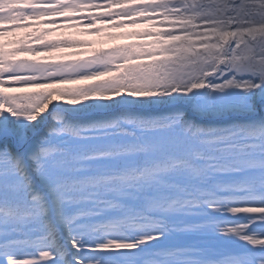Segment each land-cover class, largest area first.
Wrapping results in <instances>:
<instances>
[{
    "label": "snow or ice",
    "instance_id": "6c2138e0",
    "mask_svg": "<svg viewBox=\"0 0 264 264\" xmlns=\"http://www.w3.org/2000/svg\"><path fill=\"white\" fill-rule=\"evenodd\" d=\"M0 264H264V0H0Z\"/></svg>",
    "mask_w": 264,
    "mask_h": 264
},
{
    "label": "trees",
    "instance_id": "16d2710c",
    "mask_svg": "<svg viewBox=\"0 0 264 264\" xmlns=\"http://www.w3.org/2000/svg\"><path fill=\"white\" fill-rule=\"evenodd\" d=\"M96 2H103V0H96ZM119 7V5H113V8ZM109 9H85L82 12H74L71 13V15L80 17V16H87L91 12H105ZM45 21H52L56 20L57 23H75L76 21H62L59 17H51V16H45L42 18ZM113 19H122L125 21H129L131 17H119V18H113ZM23 23V22H21ZM112 23V20L110 19H104V20H96L93 22L84 21L83 24L79 28H57L56 24L54 23H43L38 26V28H19L15 29L12 32H6L5 36L2 38L5 42L10 41L15 38L24 37L26 33L31 32H37L38 29H45V28H54V32L45 33L44 37H41V40L44 38H63L67 36H73L78 39L82 40H90L94 43L91 45H83V48H89V47H110L113 44H121V43H130V42H142V41H150L154 39V37L151 36H127V37H118V38H109L107 36V32H125V31H131L133 29H140L149 26L147 23H141L138 22L136 24H130L125 23L123 27L115 28V27H108ZM89 28H102L104 29L101 32H87L85 29ZM30 42L33 43H40V40H34L33 38H29ZM9 47L14 46L9 44ZM64 47V46H60ZM65 51H69L71 49L64 48ZM39 52V49H37ZM43 54V53H41ZM21 55H29L27 53H22ZM6 88L9 90H18V85H6Z\"/></svg>",
    "mask_w": 264,
    "mask_h": 264
}]
</instances>
